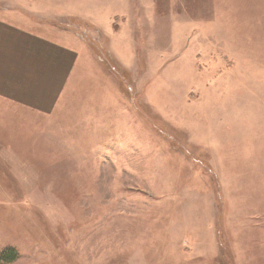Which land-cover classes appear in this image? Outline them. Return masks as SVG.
<instances>
[{"label": "rangeland", "instance_id": "rangeland-1", "mask_svg": "<svg viewBox=\"0 0 264 264\" xmlns=\"http://www.w3.org/2000/svg\"><path fill=\"white\" fill-rule=\"evenodd\" d=\"M211 5L195 0L192 10H181L191 22L183 29L195 33V49L203 48L204 54L178 59L172 66L170 57L157 63L141 57L138 39L133 67L107 56L104 48L86 47L87 62L96 61L92 69L97 73L83 70L80 84L72 67L59 68L66 57H56L52 50L55 61L39 64L43 74L18 64L20 81L50 87V102L58 82L65 83L67 99L54 103L60 110L53 112L49 132L55 140L82 148V154L75 157L71 147L65 154L40 152L37 142L44 148L45 142L36 130L21 124L11 131V123H1L0 146L18 149L8 159L0 148V256L13 250L16 259L9 264H264V0ZM164 13L168 9L160 11ZM63 26L58 28L61 36L52 33L50 43L71 52L60 38L71 46L80 41L81 22L70 19ZM213 26L221 27L225 38H213ZM158 27L167 33L157 42L156 49L163 52L170 26ZM90 33L100 40L95 27ZM206 35L212 39H203ZM101 43L105 45L103 37ZM148 47L152 52L154 44ZM175 65L187 70L175 75L170 70ZM255 81L262 84L257 96ZM171 96L198 109V115H191L198 120L160 111L157 107ZM105 97L113 99V110ZM123 98L145 128L127 125L123 112L117 114ZM93 99L96 106L89 105ZM77 106L81 126L75 124ZM89 107L98 109L96 130L90 128ZM110 120L113 126L106 127ZM219 125L221 158L206 144L217 138ZM126 140L147 147L155 142L166 152L127 154L128 167L122 153L112 154L109 147L121 148ZM95 144L104 154L98 156V149L91 154L88 148ZM90 159L97 164H87Z\"/></svg>", "mask_w": 264, "mask_h": 264}, {"label": "crops", "instance_id": "crops-1", "mask_svg": "<svg viewBox=\"0 0 264 264\" xmlns=\"http://www.w3.org/2000/svg\"><path fill=\"white\" fill-rule=\"evenodd\" d=\"M197 1H200L203 7L212 6L211 1L214 4L216 2L221 3V0ZM194 3L195 0H0V126L2 122H7V125L11 123L12 125L11 127L9 126V129L14 131L17 125L22 126L21 124H26V127L36 130L37 134L41 137V142H45V148L43 147V144L38 145L39 142H37L36 149L40 152H47L48 149L53 150L56 153L62 152V154L70 152L68 150H70L69 147L71 146L66 145L63 141L60 142L59 139L55 140L49 132L50 118L54 115V111H57L58 109L60 110V108L54 106V103L62 100L63 104L67 99L65 91L63 90L65 89V83L58 82L59 90L55 91L54 101L50 102V87L47 86L46 88H43L39 85L35 86L29 82V79L27 78V82H22L23 79L20 81L18 78V64H20V67L25 66L27 69H30V73L37 72L43 74L42 71H40L39 64H46L48 66L51 61H55L51 59L52 50V53L56 57H66L64 62H60L61 66H59V68L62 66L64 69L65 67H72L70 68V72L74 70L75 73L79 74L78 81L80 84L82 81L80 74L83 70L88 69L91 72H96L92 67H94V64L95 66L97 65L96 61L94 62L93 60L92 63L87 62L91 58L88 56L86 47L91 45H85L84 38L86 37H89L93 42L94 47H96L94 49H97L96 51L104 48L107 56L112 57L113 59L115 57V60L119 61L124 67H126V65L130 67L137 65V39L142 42L141 49L143 50L139 55L143 58H152L155 60V63H157L158 58L170 57L169 62H171V66L176 64L178 59L181 58H186V61H188V58L193 57L197 53L204 54L203 48L195 49L194 43L197 41V38L194 37L195 33L183 29L185 25H188V23L191 22L189 21L190 19L184 17L186 13L181 10H184V8H190L192 10ZM162 9H168V14L164 13V15H160ZM176 10L182 14V16L180 14L181 17L177 14ZM188 14L190 16L189 12ZM219 14L221 15L220 12ZM70 19L80 21L82 28L80 30V41H76L77 43L72 44V46L66 43L63 38H60V41L71 50V52H65L52 46L50 43V37L54 32L55 35L61 36L62 32L58 30V28L64 27L63 25L68 24ZM218 21H220L218 24L219 27L221 25V18ZM161 23L169 24L170 26L168 30V39L170 43L168 44L166 51L163 48V52L156 49L157 42H162L163 36L167 34L161 27L155 28V26H158ZM212 24L215 23L212 22ZM49 25H56L57 28L51 30ZM147 26H150V28ZM92 27H95V31L100 35V40H97V42L100 41V44L92 39L90 33ZM190 30L192 29L190 28ZM212 33H214L213 38H216V35H219V40L225 38V36H222L221 34V27L216 28L213 26ZM102 37L105 43L104 46L101 43ZM203 39L212 38L207 36ZM148 43L154 44L152 52H150ZM68 58L74 60L73 64ZM66 60L71 62L69 66H67ZM174 60L176 61L173 62ZM191 67L193 69V74L196 69L193 65ZM185 68V66L179 67L175 65L170 68V70L176 75L186 71L187 68L186 70ZM12 73L14 75H12ZM256 77L257 76H255V78ZM180 78L181 77L179 76L177 77V79ZM172 82L173 87L177 82L174 80ZM253 84L255 86L253 94L257 96L256 89L261 88L262 84H260V82L257 83L256 81L253 82ZM92 85L96 88L97 83H91V86ZM23 88H26V92H23ZM173 88L178 89V87ZM29 89H31L32 92L29 91ZM171 97L170 100L161 103L164 107L161 106L157 108L160 111L163 109H169L171 112L190 116L187 120L192 122L198 120V117L194 118L191 116L194 115V112L198 115L200 113L198 109L193 110L192 108L183 105L185 98H178L176 96ZM123 99L122 106L124 107L116 109L117 114L123 112L122 119L127 125L130 124V126H132L131 123H138L135 128H145V126L140 123L141 121L137 117V113L131 109L130 101L125 98ZM73 100L74 104H76V99L74 98ZM100 100L103 104V100ZM78 101L79 99L77 100V103ZM97 103L98 100L93 99L90 100L89 105L96 106ZM105 103L106 106L109 104L110 109L113 110L115 103L112 98L108 100V97H105ZM148 103L154 106L156 105V103L150 102V99L148 100ZM216 103L218 105L220 104L218 102ZM19 110L22 113H19ZM97 114L98 109L96 107H89L88 118L91 126L90 128H94L95 130L98 128L99 119H97ZM56 115L59 116L58 114ZM225 119L231 120L232 116L230 115ZM81 121V107L77 106L75 109L76 126H81ZM106 121L108 122L107 118ZM105 125L106 127H112V120ZM221 129L222 127L220 125L216 127L215 133L217 138H208L206 141V144L211 151L217 154L220 158ZM31 133H28L27 135L32 136ZM124 144L126 145L121 148L117 147L116 150L112 145L109 147L112 154L115 151L122 153V157L125 160L123 162L126 163V166L128 167L129 162L126 159L127 154L143 152L145 154L147 150L156 151V149L159 152H166L165 149L158 146L155 142L151 147H147L143 141L140 143L136 140H126ZM96 145L97 144H95L94 147L88 148L91 149V154L96 152L97 149V155L99 152L104 154L103 150L97 148ZM16 147L18 148V146ZM0 148L6 154L11 155H8V159L16 157L18 152V149H13L11 145L4 147L1 145ZM33 148H35V146H33ZM71 149V152H74L75 157L79 156L77 154H82V148L78 146H73ZM12 154L15 155L12 156ZM164 157L166 156L164 155ZM101 158L103 157L101 156ZM104 158L107 157L104 156ZM86 163H93L96 165L97 160L95 159L92 161V159H90ZM42 164L44 165V160L42 161Z\"/></svg>", "mask_w": 264, "mask_h": 264}, {"label": "trees", "instance_id": "trees-1", "mask_svg": "<svg viewBox=\"0 0 264 264\" xmlns=\"http://www.w3.org/2000/svg\"><path fill=\"white\" fill-rule=\"evenodd\" d=\"M85 40H88L91 46L94 45L93 42L89 38H85ZM2 257H3L2 262L7 263V264L13 262L16 259V255L14 254L13 250L5 251V253L1 254L0 259H2Z\"/></svg>", "mask_w": 264, "mask_h": 264}, {"label": "bare ground", "instance_id": "bare-ground-1", "mask_svg": "<svg viewBox=\"0 0 264 264\" xmlns=\"http://www.w3.org/2000/svg\"><path fill=\"white\" fill-rule=\"evenodd\" d=\"M225 36V35H224Z\"/></svg>", "mask_w": 264, "mask_h": 264}]
</instances>
